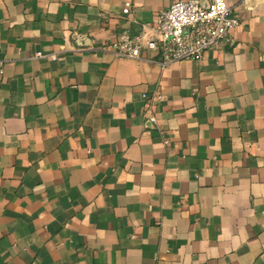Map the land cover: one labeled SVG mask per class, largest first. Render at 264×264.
<instances>
[{
  "label": "crops",
  "instance_id": "crops-1",
  "mask_svg": "<svg viewBox=\"0 0 264 264\" xmlns=\"http://www.w3.org/2000/svg\"><path fill=\"white\" fill-rule=\"evenodd\" d=\"M174 1L0 0V264H264V0L199 58L102 49Z\"/></svg>",
  "mask_w": 264,
  "mask_h": 264
},
{
  "label": "built area",
  "instance_id": "built-area-1",
  "mask_svg": "<svg viewBox=\"0 0 264 264\" xmlns=\"http://www.w3.org/2000/svg\"><path fill=\"white\" fill-rule=\"evenodd\" d=\"M234 6L225 0H175L136 34L124 33L102 49L114 56L139 58L143 49L159 51V62L199 58L224 40L239 22ZM124 13L129 11L126 4ZM41 56L40 52L37 53ZM149 121L155 122L154 115Z\"/></svg>",
  "mask_w": 264,
  "mask_h": 264
}]
</instances>
